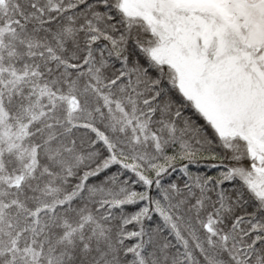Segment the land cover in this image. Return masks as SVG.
Here are the masks:
<instances>
[{
    "label": "snow or ice",
    "instance_id": "6c2138e0",
    "mask_svg": "<svg viewBox=\"0 0 264 264\" xmlns=\"http://www.w3.org/2000/svg\"><path fill=\"white\" fill-rule=\"evenodd\" d=\"M0 264H264V0H0Z\"/></svg>",
    "mask_w": 264,
    "mask_h": 264
}]
</instances>
